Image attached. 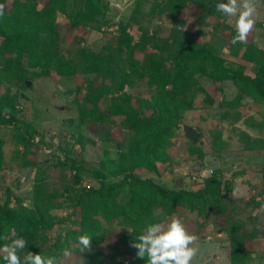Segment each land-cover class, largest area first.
Masks as SVG:
<instances>
[{
	"label": "rangeland",
	"instance_id": "obj_1",
	"mask_svg": "<svg viewBox=\"0 0 264 264\" xmlns=\"http://www.w3.org/2000/svg\"><path fill=\"white\" fill-rule=\"evenodd\" d=\"M103 1L107 7L99 24L77 33L66 24L59 26L56 61L36 64L25 53L20 60L12 56L0 69L6 74L0 80V107L25 121L24 127L30 131L0 127L4 140L0 204L33 208L39 187L52 198L55 206L50 212L55 223L42 232V253L57 255L64 246L72 248L69 257H59L57 264H133L131 247L118 243L119 236L130 231L121 219L99 213L102 227L97 244L79 250L76 241L81 233L77 198L85 188L101 184L92 170L101 168L106 158L130 150L132 132L124 125V116L100 112L119 106L124 93L132 95L135 103L151 100L156 94L155 85L138 75L120 89L126 64V52L120 54L117 45L122 30L126 28L134 41L145 35L149 46L168 48H180L181 41L192 36L194 45L222 55L227 65L250 64L242 57L245 50L252 44L264 46V0H256V23L247 41L236 44L231 43L235 18L217 12L216 0H208L206 9L188 5L176 17L170 9L163 10L168 0ZM40 2L42 6L45 0ZM81 5V0H66L64 7L71 11ZM106 50L110 79L92 69L96 55ZM197 78L203 89L196 97L191 94L196 107L181 111L179 126L169 139L170 159L159 161L156 171L140 169L138 175L165 187L189 190L199 189L203 179L215 173L228 178L221 207L205 212L183 207L171 213L158 210L157 220L178 217L194 235L197 253L192 264H234L233 242L226 233L227 224L234 221L233 230L242 235L241 243L247 249L248 259L243 264H264V103L245 99L238 105L242 115L235 120V107L230 106L237 95L233 81L216 82L203 73ZM225 110H230L228 117L223 116ZM184 124L201 132L197 142L185 136ZM64 160H74L84 169L77 171L59 163ZM110 178L118 181L122 176ZM96 252L103 261L89 263V255Z\"/></svg>",
	"mask_w": 264,
	"mask_h": 264
},
{
	"label": "trees",
	"instance_id": "obj_2",
	"mask_svg": "<svg viewBox=\"0 0 264 264\" xmlns=\"http://www.w3.org/2000/svg\"><path fill=\"white\" fill-rule=\"evenodd\" d=\"M81 1V7L67 11L64 7L66 0H45L42 6H39L40 0H0V69L12 56L20 60L25 53L36 64L47 65L56 61L60 53L59 26L66 24L74 33L83 32L91 24L101 22V16L107 7L103 0ZM207 3L209 4L208 0H168L164 3L163 10L170 9L176 17L188 5L206 9ZM117 40V45L121 48L120 54L123 50L126 52L120 89L129 82L130 77L138 75L146 77L151 85H155L156 94L151 100L144 99L135 103L132 95L124 93L119 106L117 104L113 110L100 112L103 116H124V125L132 132L130 150L118 152L114 158H106L101 168L92 170V175L100 180V187L85 188L77 198L76 206L81 213V233L93 235L90 245L98 242L97 237L102 227L99 213L106 218L121 219L130 231L122 233L118 243L131 247L133 264H144V258L137 257L136 249L132 247L140 228L147 222L157 220L158 210L171 213L183 207L189 211L199 209L205 212L207 208L221 207L225 203L223 191L228 178L215 173L205 177L203 185L197 190L174 189L150 178H142L138 175V170L156 171L159 161L166 162L170 159L169 139L179 126L181 111L196 107L193 103L195 98L191 100V94L196 97L197 91L203 89L197 74L208 75L216 82L225 79L233 81L237 95L230 106L235 107V120L242 115L238 105L245 99L258 104L264 103V46L252 44L245 50L242 57L250 64L241 62L238 65H227L222 55L205 46L194 45L192 36L189 40L181 41L180 48L149 46L145 35L134 41L125 28ZM138 52H142L141 57L137 56ZM96 60L92 69L102 71L110 79L108 51L98 53ZM5 75L0 70V80ZM229 115L230 110L223 112L224 117ZM24 123L25 121L15 115H8L0 107V127L18 126L27 133L30 132L24 127ZM199 138L194 141L197 142ZM3 142L0 136V160ZM59 163L77 171L84 169L83 166H77L74 160ZM110 176L122 178L113 181ZM76 178L78 180V176ZM42 191L44 190L39 187L33 208H12L0 204V248L9 244L16 236H22L26 240L25 251H45L42 232L52 228L55 223V216L50 212L55 204ZM233 222L226 226V233L233 242L232 262L243 264L248 259L247 249L241 243L242 235L233 230ZM2 255L3 251L0 250V256ZM88 260L89 263L103 261L97 252L89 255ZM0 264H3L2 260Z\"/></svg>",
	"mask_w": 264,
	"mask_h": 264
},
{
	"label": "clouds",
	"instance_id": "obj_3",
	"mask_svg": "<svg viewBox=\"0 0 264 264\" xmlns=\"http://www.w3.org/2000/svg\"><path fill=\"white\" fill-rule=\"evenodd\" d=\"M216 11L225 17H234L235 34L231 43H245L256 23V0H216ZM236 189H233L235 193ZM264 208V204H261ZM93 235L84 232L76 237L79 250L88 248ZM194 235L189 232L178 217L170 221L153 220L145 223L135 235L132 247L135 255L144 258V264H192L197 248L193 246ZM26 240L16 236L3 245L0 256L3 264H57L59 257H69L71 246L62 247L57 255H46L41 251H25Z\"/></svg>",
	"mask_w": 264,
	"mask_h": 264
},
{
	"label": "water",
	"instance_id": "obj_4",
	"mask_svg": "<svg viewBox=\"0 0 264 264\" xmlns=\"http://www.w3.org/2000/svg\"><path fill=\"white\" fill-rule=\"evenodd\" d=\"M183 128L185 136L192 141L201 136V132L189 124H184Z\"/></svg>",
	"mask_w": 264,
	"mask_h": 264
}]
</instances>
